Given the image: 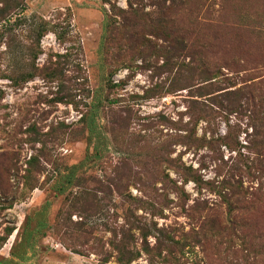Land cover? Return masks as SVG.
I'll use <instances>...</instances> for the list:
<instances>
[{
	"label": "rangeland",
	"instance_id": "374dc122",
	"mask_svg": "<svg viewBox=\"0 0 264 264\" xmlns=\"http://www.w3.org/2000/svg\"><path fill=\"white\" fill-rule=\"evenodd\" d=\"M2 8L25 11L0 20V264H122L127 195L146 199L155 190L168 205L159 216L136 212L154 228L147 244L136 234L131 264H264V188L257 193V182L244 179L243 211L223 197L230 168L243 167L240 155H249L251 126L234 106H243L247 93L264 105V0H0ZM40 17L71 25V40L62 43L54 33L38 39ZM133 24L141 40L131 53ZM122 26L125 35L109 40ZM176 34L183 46L194 43L223 92H239L219 98L209 126L213 147H172L171 158L181 154L200 177L179 185L186 209L196 202L211 209L206 223L189 218L165 185L177 179L170 117L185 109L183 87L199 83L187 78L190 57L173 45ZM121 49L126 53L118 55ZM64 55L67 76L81 64L88 107L55 102L67 83L50 79L44 66L62 64ZM174 82L182 85L177 93ZM108 107L129 118L123 132ZM207 127L199 124L200 136ZM79 178L87 179L81 188ZM84 200L88 213L74 209Z\"/></svg>",
	"mask_w": 264,
	"mask_h": 264
},
{
	"label": "trees",
	"instance_id": "16d2710c",
	"mask_svg": "<svg viewBox=\"0 0 264 264\" xmlns=\"http://www.w3.org/2000/svg\"><path fill=\"white\" fill-rule=\"evenodd\" d=\"M104 1L107 2V0ZM24 11L25 9H21L19 12H12V10L2 8L0 9V20L9 22L11 17L20 16L24 13ZM39 19L40 23H35L33 27V32L38 39H41L48 33H54L56 38L62 43L71 40V25L50 24L42 17ZM123 29L124 26H122L121 29L116 27L112 28L109 40L112 41L113 38L125 35ZM130 29L131 31L129 35L126 36V38L130 43L128 50L131 53H134L140 46V31L138 30L136 24L131 25ZM173 40V45H176L177 50L183 49L189 54L190 61L186 66L189 73L187 78H189L191 82H194V79H197L199 80V83L189 85V82L187 87H183L184 89H188L187 97H185L183 101V106L185 109L183 112L178 113L177 119L170 117V170L174 171L177 179H174L170 176V185H165L170 187V194H174L177 201L183 202V208L186 210L187 216L189 218L196 220V223H206L209 221V211H211V209L207 206H199L197 202L193 206H190L188 209H186V205L184 206V203L186 204V202H188L186 200L187 194L183 190L182 186L179 185V182L183 183L184 185L185 183L191 181L198 184L201 181L200 177L193 168L186 167L184 165L181 160V154L177 155L175 158H171V154L174 153L172 147L181 146L185 148V151L200 150L206 146L210 148L213 147L215 140L212 138L213 135L209 134V126L210 123H213L216 120L215 108L222 106L220 104L219 98H221L223 94L237 95L239 92L234 90L223 92L225 89H220V87L217 85V82L219 81L218 76L215 75L217 73H210L208 69L206 70L204 68L202 58H197V53L194 50L195 45L193 42H189L186 46H183L184 42L177 34L173 37ZM123 52L125 51L121 49L118 52V55H122ZM68 57V55L61 57L64 59V61L60 65L50 62L49 65L44 66V71L47 73L50 79L67 83V85L61 86L59 88V95L57 96L55 102L58 104L73 105V107L77 109H81L82 106L88 107V105L84 102L89 98V90L87 86L88 82L84 77V73L82 72L83 70L81 69V64H78L77 68L75 69L76 75L72 77L67 76L65 71L70 72V70L66 69L67 65L70 64V61L67 59ZM118 60V64L120 66L126 64L125 62L120 63V59ZM53 66H56L57 69L53 68ZM59 66H61L60 69H58ZM30 78H32V75L27 77V79ZM181 86L182 85L178 84L177 82H174L171 93H177ZM78 97L79 100L77 99ZM243 98L245 99L243 106H234V108L242 109V112H244L247 116V120L249 122L248 126H251V131L247 135L249 140L247 146L245 147L248 150L249 155H240L241 159L239 160L238 164L242 162L243 167H238L236 164L230 168V170H232V174L229 178L230 184H228L227 180L225 182L230 186V191L223 194V197L226 200L229 198V200L234 198V202L237 205L242 206L239 211L244 210L243 205L248 200L247 193L243 195L239 194L243 193L242 188L245 178H247L250 182H257V187H255L257 188L255 190L257 193L261 192L264 188V105H258L255 103V101H253L254 97L250 93H247L245 96H243ZM106 113L112 118L113 125L119 126L120 131L125 129L124 124L128 122V117L117 114L114 109H110L109 107ZM86 118L87 115H84L82 121L85 122ZM201 122H205L208 127L205 129L202 128V134L200 136L198 133V127ZM117 130L118 129H113L114 132ZM79 133H84V128L79 129ZM31 165L33 166V163ZM37 166L40 168V165H34L35 168H37ZM34 171L38 173L39 169H35ZM6 172L8 174V171ZM125 179L128 180L129 176H126ZM86 180L87 179L79 178V180H77V186L81 188L79 184L85 183ZM28 188L34 189L35 187L28 186ZM146 188H149V186L146 185ZM255 188H253V190ZM229 200L228 204L230 203ZM125 201L128 205L125 218L126 227L124 230L123 241L120 242V247L117 250L122 256L119 261L122 264H131V262L137 258L133 251L134 240L137 236L136 234L138 233L140 239L145 241V244H147L149 236L152 235L153 227L148 225L146 218L147 216H138L136 212L141 210L146 213V215L149 214L150 216H159L161 214L159 212L166 210L168 198L165 194H159V190H155V195L151 198L148 195L146 199H139L133 197L132 195H127V199ZM170 203H174V200L170 199ZM75 208L78 212L88 213L91 210L92 205L88 201L84 200L80 206H74V209ZM230 209L233 210V206H231ZM160 245H162V243H160Z\"/></svg>",
	"mask_w": 264,
	"mask_h": 264
}]
</instances>
